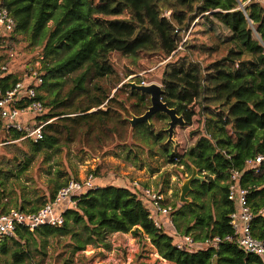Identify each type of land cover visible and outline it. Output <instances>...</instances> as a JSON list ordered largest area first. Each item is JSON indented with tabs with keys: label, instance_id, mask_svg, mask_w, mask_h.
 <instances>
[{
	"label": "trees",
	"instance_id": "trees-1",
	"mask_svg": "<svg viewBox=\"0 0 264 264\" xmlns=\"http://www.w3.org/2000/svg\"><path fill=\"white\" fill-rule=\"evenodd\" d=\"M15 20L16 35L28 42L41 44L43 63V89L54 88L65 77L71 86L64 96L44 99L45 112L38 120H51L44 126V136L30 141L31 151L40 147H54L59 139L56 124L70 134L75 125L92 120L120 123L125 120L111 104L116 102L121 112H128L125 100L131 104L133 116L131 142H122L123 158L132 159V166H145L134 135L143 145L148 144L146 164L149 172L158 169L154 155L165 161L183 164L192 171L193 166L203 179L193 184L202 187L196 192L208 194L211 206L201 207L198 195L189 203L190 217L173 209V229L156 227L148 218L147 204L141 193L130 185L113 183L96 186L79 195L75 207L64 212L59 227L42 225L33 231L21 228L16 238L0 239V252L13 257L11 264L30 263L32 252L29 241L37 236L47 237L70 234L74 237L72 252L86 244L108 247L107 234L131 232L146 236L159 256L174 264H264L261 257L246 253L231 242H222L217 248L207 247L192 251L175 246V234H191L194 239L231 233L228 214L234 209L227 199L226 180L231 169L243 171L241 185L248 188V203L253 211L264 204V162L259 172L245 170L244 160L264 151V1L258 0H0ZM243 5V8L240 5ZM164 10H169L166 15ZM124 12L128 18H119ZM49 22H52L49 25ZM192 24V25H191ZM191 28L183 44L182 54L171 60L177 50L181 32ZM204 37L202 39L199 38ZM177 50V51H176ZM134 57L138 53L170 57L161 71V100L174 108L182 118L169 135L167 126L154 128L150 117L168 119L163 112L153 113L147 120L141 116L150 105L149 95L130 83H122L110 95L99 80L115 73L110 62L111 53ZM57 54V56H55ZM60 54V56H59ZM55 56L48 62L46 57ZM10 78V77H9ZM119 83V81H117ZM116 82V84H118ZM140 82H136L137 84ZM6 85V86H5ZM7 87L8 82H5ZM124 87L128 93L119 98ZM83 96L81 103L65 102L66 98ZM64 104L72 107H63ZM104 104V105H103ZM60 105L65 110L53 111ZM101 105L105 109L98 108ZM52 107V110H50ZM67 107V108H66ZM97 107L96 112H88ZM198 111L195 112V108ZM75 114L72 117L63 116ZM198 114L205 120L201 131L192 132L195 140L183 152L176 149L172 135L176 125H191ZM57 117L56 122L52 119ZM71 119V122L65 120ZM169 124V123H168ZM134 130L135 134H134ZM4 175L12 170L4 168ZM24 169L22 166L21 170ZM96 173V172H95ZM1 174V172H0ZM12 175V174H11ZM167 181L166 172L160 174ZM159 176V177H160ZM130 183V182H129ZM63 182H57L47 197L35 198L27 210L35 211L54 197ZM143 185V184H142ZM144 186H148L144 184ZM5 186L0 182V197ZM162 192V188H159ZM16 208L25 210L14 200ZM181 220L177 222L178 216ZM181 217V218H180ZM175 222V224H174ZM252 234L264 241V216L252 220ZM11 242V246L7 242ZM25 260H28L27 262Z\"/></svg>",
	"mask_w": 264,
	"mask_h": 264
},
{
	"label": "rangeland",
	"instance_id": "rangeland-1",
	"mask_svg": "<svg viewBox=\"0 0 264 264\" xmlns=\"http://www.w3.org/2000/svg\"><path fill=\"white\" fill-rule=\"evenodd\" d=\"M95 2L97 0H94ZM264 6V3H263ZM169 10H164L166 15ZM119 18H128L129 13L124 12L118 16ZM52 22H49L51 25ZM192 25V24H191ZM191 28L181 32V40L176 52L171 60L182 54L183 44L188 39ZM200 39L204 38L198 35ZM15 47L18 50L33 51L35 48H42L41 44H33L27 41L23 36L16 35L14 40ZM176 50V51H177ZM26 53V54H27ZM25 54V56H26ZM30 54V53H29ZM57 56V54H55ZM55 56L46 57L48 62L55 60ZM60 56V54H59ZM170 57L164 58L158 54L138 53L134 57H125L120 53H111L110 62L114 68L115 73L111 76L104 77L99 80V84L110 95L122 83H136L137 81L147 84H161V71L163 65L169 61ZM119 81V83L117 82ZM116 82L118 84H116ZM71 86L69 81L62 79L60 84L54 88V92L44 90L46 101H49L55 96H64L66 90ZM128 93V88L124 87L119 91V98L124 99ZM84 103L86 100L83 96H76L72 94L71 97L66 98L65 102L77 101ZM125 106L128 112H121L116 102L111 104V107L116 110L124 118L125 125L121 127L120 123H113L108 120L105 123L92 120L90 123H81L78 128L77 125L72 130L75 132L70 135L64 128L63 122L56 124L58 129V142L54 147L42 146L39 150L31 151L29 148V140L16 141L14 143L0 146V182L4 184L3 199L7 198L10 204L14 200L18 204H23L26 208L29 207L35 198L41 196L47 197L49 191L54 188L55 183L63 182L71 178H80L84 175L92 173L96 179L97 186L108 183H116L121 185H128V181L137 180L141 184H147L155 189L162 188V192L166 197V201L172 204L175 210H180L184 213L185 218L190 217L189 208L184 207L183 204L191 202L193 197H198V201H194L198 206V211L201 207L211 206L209 203V193L202 194L199 191L202 187L190 183V189L185 194L186 201L180 200L181 186L191 176L190 171L186 165L176 164L174 162H167L163 157L154 155L151 165L157 171L150 173L146 162L149 146L143 145L140 141L139 135L136 136L134 130V140L139 148L141 158L145 166L143 168H136L132 166V159L126 160L123 158L125 149L122 142H131L132 129L129 127V120L134 115L131 104L134 99L125 100ZM68 104H64L63 107ZM104 105V104H103ZM101 105L98 108L105 109L106 106ZM70 106V105H69ZM67 106V107H69ZM60 105L53 107V111L59 112L65 110ZM66 107V108H67ZM72 107V106H70ZM52 110V107H50ZM97 107H93L88 112H96ZM198 107L195 108V112ZM75 114H66L63 116H70L73 118ZM201 115L196 114L193 117L191 125H176L172 135V142L176 144V149L183 152L195 140L192 132L203 128L205 120H202ZM57 117L52 119L56 122ZM67 124L71 119L65 120ZM148 123H151L154 128L159 126L169 127V118H159L152 116ZM22 166L24 169L21 170ZM12 170L4 175V168ZM194 168L193 166H191ZM197 171V170H196ZM96 172V173H95ZM166 172L167 181L163 180L160 174ZM192 172V171H191ZM12 174V175H11ZM198 174V172H197ZM199 175V174H198ZM160 176V177H159ZM174 214L173 216H176ZM178 216V215H177ZM180 216V215H179ZM177 219L180 224L181 220ZM181 218V217H180ZM175 224V222H174ZM108 247L95 246L93 244H86L81 250L72 252L74 245V237L68 234H58L57 236H37L29 241V249H31L32 257L30 263L26 264H174L159 256L154 246L149 239L144 235L142 237L134 236L131 232H113L107 234ZM11 246V242H7ZM13 257L9 253L0 252V264H11ZM26 262L28 260H25Z\"/></svg>",
	"mask_w": 264,
	"mask_h": 264
},
{
	"label": "built area",
	"instance_id": "built-area-1",
	"mask_svg": "<svg viewBox=\"0 0 264 264\" xmlns=\"http://www.w3.org/2000/svg\"><path fill=\"white\" fill-rule=\"evenodd\" d=\"M250 1V0H247ZM263 1V0H258ZM15 20L0 2V146L21 140L38 141L44 136V126L51 120H38L45 112L44 73L45 57L41 49L21 51L16 49ZM27 53V54H26ZM26 54V56H25ZM10 77V78H9ZM8 82L7 87H4ZM142 85H146L144 82ZM6 86V85H5ZM264 162V151L244 160L245 170L259 172ZM243 171L231 169L226 180L227 199L234 206L228 214L231 233L213 235L196 240L191 234H175L174 244L182 250L192 251L207 247L217 248L222 242H231L246 253L264 261V241L252 234V220L264 216V204L253 211L248 203V188L241 185ZM96 177L89 173L80 178H71L37 210H21L0 205V239L16 238L18 229L33 231L42 225L59 227L64 222V212L75 207L79 195L95 188ZM130 188L141 193L148 208V218L153 225L173 229L172 204L159 189L144 186L137 180L129 183Z\"/></svg>",
	"mask_w": 264,
	"mask_h": 264
},
{
	"label": "water",
	"instance_id": "water-1",
	"mask_svg": "<svg viewBox=\"0 0 264 264\" xmlns=\"http://www.w3.org/2000/svg\"><path fill=\"white\" fill-rule=\"evenodd\" d=\"M240 7L243 8V5L241 4ZM133 86H135L137 89H139L142 93L148 94L150 99V105L148 106V109L145 111V113L141 116L142 120H147L153 113L155 112H163L168 115L169 117V127H168V133L169 135L172 134L173 127L176 123H181L182 118L176 114V110L174 108H169L164 102L161 100L162 95V89L157 84H134L131 83ZM194 179H203L201 176L197 174V171L195 168L192 169L191 176L188 178L186 182H184L181 186V192H180V200L186 201L185 194L190 189V183Z\"/></svg>",
	"mask_w": 264,
	"mask_h": 264
},
{
	"label": "crops",
	"instance_id": "crops-1",
	"mask_svg": "<svg viewBox=\"0 0 264 264\" xmlns=\"http://www.w3.org/2000/svg\"><path fill=\"white\" fill-rule=\"evenodd\" d=\"M264 1V0H263ZM130 181H128V183H129ZM113 184H116V183H113ZM116 185H119V186H127V184L126 185H121V184H116ZM16 203L15 202H13V204H10L9 203V200L7 199V198H2V197H0V205L3 207V208H9V207H14V208H16V205H15ZM27 208H29V207H27ZM27 208L25 207V210H27Z\"/></svg>",
	"mask_w": 264,
	"mask_h": 264
}]
</instances>
